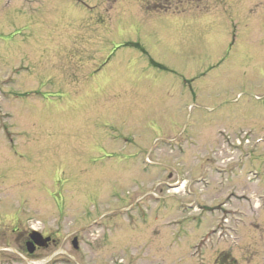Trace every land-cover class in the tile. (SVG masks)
Here are the masks:
<instances>
[{
    "label": "rangeland",
    "instance_id": "rangeland-1",
    "mask_svg": "<svg viewBox=\"0 0 264 264\" xmlns=\"http://www.w3.org/2000/svg\"><path fill=\"white\" fill-rule=\"evenodd\" d=\"M13 226L29 264H264V0H0Z\"/></svg>",
    "mask_w": 264,
    "mask_h": 264
},
{
    "label": "flooded vegetation",
    "instance_id": "flooded-vegetation-1",
    "mask_svg": "<svg viewBox=\"0 0 264 264\" xmlns=\"http://www.w3.org/2000/svg\"><path fill=\"white\" fill-rule=\"evenodd\" d=\"M17 230V227L11 230L12 234L10 235L11 238L9 240H0V242L4 243V245H0V252H7V255L5 256L0 255V264H13L17 258L24 262H28L29 264L31 263L33 255L36 254L35 252L39 253L41 247H48V244L46 243L45 246V242L39 237L41 235L32 233V230L37 229H31L28 231L24 230V232L20 233V236L16 238L15 233ZM19 231L21 232V229H19ZM40 233L42 232L40 231ZM43 235L45 236L46 233ZM30 249H33L32 253H30Z\"/></svg>",
    "mask_w": 264,
    "mask_h": 264
},
{
    "label": "water",
    "instance_id": "water-1",
    "mask_svg": "<svg viewBox=\"0 0 264 264\" xmlns=\"http://www.w3.org/2000/svg\"><path fill=\"white\" fill-rule=\"evenodd\" d=\"M76 242H77V241H74V244H75V246L77 247V244H76Z\"/></svg>",
    "mask_w": 264,
    "mask_h": 264
}]
</instances>
